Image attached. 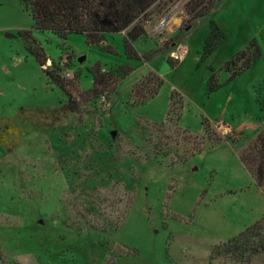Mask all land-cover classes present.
Segmentation results:
<instances>
[{"label":"rangeland","instance_id":"obj_1","mask_svg":"<svg viewBox=\"0 0 264 264\" xmlns=\"http://www.w3.org/2000/svg\"><path fill=\"white\" fill-rule=\"evenodd\" d=\"M186 1L153 8L164 10L135 43L152 54L147 63L126 58L121 33L105 36L106 52L81 35L33 30L42 67L19 35L32 19L19 0H0V130L9 120L21 131L13 151L0 144V264H239L211 253L264 217V193L240 159L264 130V0H223L191 25ZM211 24L223 39L205 55ZM252 41L260 59L230 79L225 64ZM96 66L133 71L108 101L64 112L47 68L86 92ZM149 72L163 85L134 103ZM173 93L183 100L178 126L166 121Z\"/></svg>","mask_w":264,"mask_h":264},{"label":"trees","instance_id":"obj_2","mask_svg":"<svg viewBox=\"0 0 264 264\" xmlns=\"http://www.w3.org/2000/svg\"><path fill=\"white\" fill-rule=\"evenodd\" d=\"M162 0H19L25 13L33 21V29L20 31L25 49L36 61L45 67L48 58L33 36V30L44 33L51 32L59 39L65 40L69 34L81 35L90 47H100L106 52H111L110 46L104 45L105 36L123 34V52L127 59L143 61L147 63L152 54L139 55L135 49V43L147 39L146 26L152 20L153 15L159 16L164 7L152 12L153 8L159 6ZM171 3L173 0H166ZM223 0H187L185 9L189 15V25L206 17ZM223 39L215 24H211V33L205 41L204 54H211ZM261 57V50L256 41L250 42L246 48L237 53L224 66L231 73V78L250 69ZM167 63L175 67L176 61L167 58ZM53 67V66H52ZM47 68L49 79L62 91L66 100L61 102L64 112L75 113L77 101L89 103L97 98L103 97L108 101L111 93L115 92L118 82L129 76L133 69L128 66H120L114 70L104 71L99 66L91 69L92 89L81 92L78 82H72L60 75L57 68ZM163 85L162 79L149 72L132 88L134 103H144L154 98ZM219 88L214 73L209 79L208 90L215 92ZM76 98V99H75ZM182 97L173 93L170 97L169 112L166 121L178 126L182 109ZM181 105L179 108L178 106ZM208 121L203 122L206 132ZM164 130V124L159 125ZM178 129V128H177ZM21 131L14 128L9 120H4L0 130V144L9 152L18 146L17 141H12V135L18 136ZM222 138L215 139L213 146ZM241 162L254 178L258 188L264 193V130L256 135L253 143L241 151ZM213 258H232L239 264H249L257 255L264 254V217L252 226L245 229L233 240L219 244L212 251ZM2 253H0V261Z\"/></svg>","mask_w":264,"mask_h":264},{"label":"built area","instance_id":"obj_3","mask_svg":"<svg viewBox=\"0 0 264 264\" xmlns=\"http://www.w3.org/2000/svg\"><path fill=\"white\" fill-rule=\"evenodd\" d=\"M176 59H179V58H176ZM63 64H66L65 62H63ZM70 74L68 72H66L64 75H63V78L66 79V80H69L70 79Z\"/></svg>","mask_w":264,"mask_h":264},{"label":"crops","instance_id":"obj_4","mask_svg":"<svg viewBox=\"0 0 264 264\" xmlns=\"http://www.w3.org/2000/svg\"><path fill=\"white\" fill-rule=\"evenodd\" d=\"M21 110H24V112L26 111L25 109H23V108H20V112H21ZM21 113H23V112H21Z\"/></svg>","mask_w":264,"mask_h":264}]
</instances>
